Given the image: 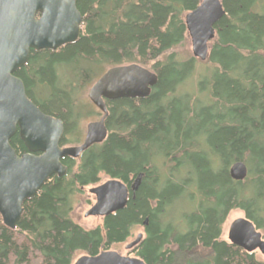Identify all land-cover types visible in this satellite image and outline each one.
Instances as JSON below:
<instances>
[{"label":"trees","instance_id":"obj_1","mask_svg":"<svg viewBox=\"0 0 264 264\" xmlns=\"http://www.w3.org/2000/svg\"><path fill=\"white\" fill-rule=\"evenodd\" d=\"M202 0H77L79 39L55 51H31L15 76L46 115L64 122L61 147L78 145L79 123L91 112L87 91L108 69L137 64L158 76L145 99L105 101L108 137L51 177L23 205L15 230L0 216V264H73L126 243L146 264H264L221 240L232 211L264 232V1L221 0L205 75L185 88L201 63L185 58V15ZM205 64V65H204ZM99 116H103L99 114ZM28 153L19 133L11 140ZM249 168L235 182L230 167ZM122 182L126 207L85 230L73 218L74 197L102 178ZM135 187V190L133 188Z\"/></svg>","mask_w":264,"mask_h":264},{"label":"water","instance_id":"obj_2","mask_svg":"<svg viewBox=\"0 0 264 264\" xmlns=\"http://www.w3.org/2000/svg\"><path fill=\"white\" fill-rule=\"evenodd\" d=\"M224 16L221 0H203L186 15L193 57L197 60H208L215 26ZM82 23L77 0H0V216L9 229H16L24 203L34 198L51 177L68 174L62 160L78 159L107 139L109 113L105 101L145 99L158 84V76L140 65L108 69L88 92V99L103 116L88 124L80 146L62 148L64 122L44 114L28 98L24 82L15 74L28 63L31 51H55L75 43ZM17 133L28 151L22 156L10 143ZM229 173L233 181L244 182L249 171L245 163L236 162ZM89 192L96 203L86 218L104 219L123 210L129 200L127 187L117 180L109 179ZM147 225L148 220L144 223ZM142 239L139 234L127 250L133 251ZM229 242L249 254L260 252L264 256L263 235L246 218L231 224ZM74 264L146 263L138 257L105 251L95 257L83 255Z\"/></svg>","mask_w":264,"mask_h":264},{"label":"rangeland","instance_id":"obj_3","mask_svg":"<svg viewBox=\"0 0 264 264\" xmlns=\"http://www.w3.org/2000/svg\"><path fill=\"white\" fill-rule=\"evenodd\" d=\"M262 1H264V0H262ZM188 38H189L188 39V42L185 44V47L181 50V52H182L183 57H185V58L186 57L187 58H190V57L194 58L193 57V52H192V43H191V40H190V37L189 36H188ZM202 64H203L202 62L199 63V64H197V66H196L197 67L196 68L197 72L195 73L194 78L192 79V81H190L189 84L187 85V87L185 88L186 89L185 91L188 92V94L193 93V94L197 95V97L200 98V101L201 102H203L202 101L203 100V97H202L201 91L196 87V85L193 86L194 88H191V86L196 83V81L200 78V76L202 74H203L202 77L205 75V72L204 73H202V72L204 70L206 71V68L203 67V66H201ZM189 85H191V86H189ZM89 90L87 91V94H86V97H85V101L87 103H90L91 104V107L89 108V110L91 112L88 111V113H91V114L85 115V117L79 123V127L81 128V130L83 132V136H82V139H81L80 143L78 145H73V146H69V147L80 146L84 142V139H85V136H86V132H87V126H88V124H90L92 122L99 121L101 119V117H102V116H99L98 115V113L99 114H102V113L88 99V92H89ZM108 180H109L108 178L103 177L101 184L105 183ZM92 188L93 187L84 188V189L81 190L82 193H78L74 197V211L72 213V218H73V220L77 224H79L85 230H93V229H96L98 227H101L102 224H103V218H100V217H89V218H86L85 217V214L96 203L95 196L91 195L90 192H89ZM241 218H244V214H243L242 211L235 210V211H232L229 214V216H228V218H227V220H226V222H225V224L223 226V229H222L221 240L226 241V242H229L228 241V233H229L230 226H231V224L235 220L241 219ZM142 233L146 236L145 231H144V227L137 228L133 232V236L126 243H124L122 245L115 246L110 251L119 252L123 256L136 257L135 254H133V251L127 250V246L129 244L133 243L137 239L138 235L139 234H142ZM262 233L264 235V232H262ZM255 254H256V256H257L258 259L264 260V256H262L260 252H256ZM81 256H83V255L82 254H78L76 256L75 260H74V263Z\"/></svg>","mask_w":264,"mask_h":264},{"label":"bare ground","instance_id":"obj_4","mask_svg":"<svg viewBox=\"0 0 264 264\" xmlns=\"http://www.w3.org/2000/svg\"><path fill=\"white\" fill-rule=\"evenodd\" d=\"M202 1H203V0H202ZM200 4H201V3H200ZM190 13H191V12H190ZM188 14H189V13H188ZM225 14H226V13H225ZM185 17H186V16H185ZM185 24H186V23H185ZM186 28H187V26H186ZM215 32H216V30H215ZM187 33H188V30H187ZM188 36H189V34H188ZM215 38H216V36H215ZM211 43H212V42H211ZM211 43H210V45H211ZM207 61H208V60H207ZM207 61H206V62H207ZM200 62H201V61H200ZM202 63H205V62H202ZM136 65H137V64H136ZM101 77H102V76H101ZM99 79H100V78H99ZM99 79H98V80H99ZM98 80H97V81H98ZM97 81H96V82H97ZM96 82H95V83H96ZM95 83H94V84H95ZM94 84H93V85H94ZM246 166H247V165H246ZM247 168H248V166H247ZM248 171H249V168H248ZM248 176H249V174H248ZM247 178H248V177H247ZM100 185H102V184H100ZM100 185H98V186H100ZM98 186H95V187H98ZM95 187H93V188H95ZM144 227H145V226H144ZM229 230H230V229H229ZM258 231H259V230H258ZM259 232L263 235V233H262L261 231H259ZM142 235H143V239L141 240V242H142V241L144 240V238H145L143 233H142ZM263 238H264V235H263ZM228 241H229V233H228ZM141 242H140V243H141ZM228 243H230V242H228ZM230 244H231V243H230Z\"/></svg>","mask_w":264,"mask_h":264},{"label":"flooded vegetation","instance_id":"obj_5","mask_svg":"<svg viewBox=\"0 0 264 264\" xmlns=\"http://www.w3.org/2000/svg\"><path fill=\"white\" fill-rule=\"evenodd\" d=\"M100 78H101V77H100ZM238 211H241V210H238ZM242 212H243V214H244V218L247 219L245 212H244V211H242ZM144 237H145V235H144Z\"/></svg>","mask_w":264,"mask_h":264}]
</instances>
